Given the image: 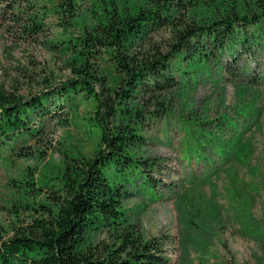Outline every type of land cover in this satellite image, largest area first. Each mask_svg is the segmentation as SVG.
Instances as JSON below:
<instances>
[{
    "label": "trees",
    "instance_id": "obj_1",
    "mask_svg": "<svg viewBox=\"0 0 264 264\" xmlns=\"http://www.w3.org/2000/svg\"><path fill=\"white\" fill-rule=\"evenodd\" d=\"M98 4L97 15L96 9L82 15L77 0H0V14L19 39L46 33L44 20L51 13L57 15L61 33L56 43L71 73L58 87L44 79L38 93L26 95L16 80L0 83V160L5 144L43 137L46 121L57 113L69 115L77 99L93 107L91 117L100 130L88 155L61 151L62 167L49 184L25 178L26 193L46 201L28 203L26 208L35 213L27 221L17 215L18 224L8 229L0 223V264H169L164 246L170 236L145 237L137 215L123 206L133 196L128 182L142 180L153 188L147 193L154 194L161 181L155 175L166 158L144 153L153 142L145 132L169 116L158 96L181 87L183 77H196L223 55L235 63L224 65L227 75L249 86L238 81V59L250 47L264 44V0L132 4L98 0ZM164 28L171 31L166 51L153 38ZM153 103L157 108L146 109L145 104ZM258 117L257 110L245 111L246 120ZM182 121L200 125L192 117ZM186 130L196 141L198 154L204 155L211 142L225 163L244 154L238 135L220 140L200 129ZM101 232L112 237L111 243L98 240Z\"/></svg>",
    "mask_w": 264,
    "mask_h": 264
},
{
    "label": "rangeland",
    "instance_id": "obj_2",
    "mask_svg": "<svg viewBox=\"0 0 264 264\" xmlns=\"http://www.w3.org/2000/svg\"><path fill=\"white\" fill-rule=\"evenodd\" d=\"M118 1L132 4L135 0ZM77 3L80 14L96 9L97 15L98 0ZM44 22L46 33L19 39L13 36L17 30L11 31L0 14V83L18 81L23 95L38 93L44 79L58 87L71 76L67 57L56 43L61 33L57 15L49 14ZM170 34L169 28L153 34L164 51ZM238 60V81L249 86L227 75L224 65L235 63L230 55H223L196 77H183L181 87L158 96L167 105L169 116L145 132L153 142L144 152L166 158L161 173L155 175L161 180L154 190L157 198H147L154 195L147 193L153 188L142 180L127 183L133 196L124 202V208L137 215L145 237L170 236L164 246L169 264H264V44L250 47ZM77 100L69 115L57 113L46 121L43 137L22 138L2 147L0 223L6 229L18 224L17 215L23 221L30 219L35 212L26 208L28 203L46 201L26 193L25 178L41 186L49 184L62 167L61 151L88 155L95 149L100 130L91 117L93 107ZM157 106L145 104L148 110ZM249 109L258 111L254 122L244 119ZM185 116L200 125H183ZM189 127L220 140L238 135L244 154L225 163L212 142L204 155L198 154L196 141L187 134ZM97 238L106 244L112 241L107 232Z\"/></svg>",
    "mask_w": 264,
    "mask_h": 264
}]
</instances>
